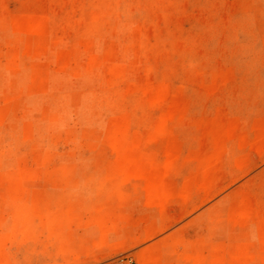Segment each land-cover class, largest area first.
<instances>
[{
  "label": "rangeland",
  "instance_id": "1",
  "mask_svg": "<svg viewBox=\"0 0 264 264\" xmlns=\"http://www.w3.org/2000/svg\"><path fill=\"white\" fill-rule=\"evenodd\" d=\"M264 264V0H0V264Z\"/></svg>",
  "mask_w": 264,
  "mask_h": 264
},
{
  "label": "built area",
  "instance_id": "2",
  "mask_svg": "<svg viewBox=\"0 0 264 264\" xmlns=\"http://www.w3.org/2000/svg\"><path fill=\"white\" fill-rule=\"evenodd\" d=\"M127 264H136L133 260H129Z\"/></svg>",
  "mask_w": 264,
  "mask_h": 264
}]
</instances>
